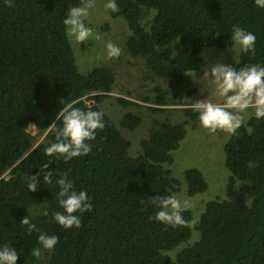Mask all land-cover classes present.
Segmentation results:
<instances>
[{"label": "trees", "instance_id": "obj_1", "mask_svg": "<svg viewBox=\"0 0 264 264\" xmlns=\"http://www.w3.org/2000/svg\"><path fill=\"white\" fill-rule=\"evenodd\" d=\"M101 0H92V3ZM81 0H0V245L15 247L17 264H264V118L254 115L225 145L230 179L226 198L209 202L193 226L185 210V223L172 227L156 222V206L149 197L181 192V183L166 164L187 135L197 127L191 103L182 110L183 121L154 120L137 155L131 142L101 108L117 84L110 67L99 66L83 74L72 44L64 33L63 17ZM114 19L127 21L126 49L144 60L150 78L167 79L174 89L185 86L189 73L198 72L205 49H224L233 25L252 31L254 53H241V65L264 64V9L254 0H117ZM227 42V43H226ZM236 67V66H235ZM195 70V71H194ZM158 107L177 105V96L157 87ZM117 103L127 110L121 128L135 130L143 122L135 109L142 104L124 97ZM103 111L105 128L89 143L91 152L65 161L44 155L54 142L56 120L63 104ZM90 102H94L90 104ZM155 113L162 108L150 107ZM35 126L42 140L29 128ZM257 161L255 169L247 167ZM43 163L67 174L76 189L86 190L93 209L81 215L79 228L64 229L51 214L58 186L45 184ZM40 187L27 190V177L37 175ZM190 197L204 193L208 184L200 170L185 173ZM252 186V202L237 187ZM145 199V203L141 200ZM44 208L48 216L41 215ZM28 216L36 229L56 235L52 250L41 249L37 230L29 232L20 221ZM193 231L198 239L192 243Z\"/></svg>", "mask_w": 264, "mask_h": 264}, {"label": "clouds", "instance_id": "obj_2", "mask_svg": "<svg viewBox=\"0 0 264 264\" xmlns=\"http://www.w3.org/2000/svg\"><path fill=\"white\" fill-rule=\"evenodd\" d=\"M12 6V0H5ZM258 9H264V0H254ZM93 7L92 0H81L78 5L69 6L63 17L62 24L64 33L70 44L80 45L94 36V30L87 23L89 9ZM104 8L111 12L118 11L117 0H104ZM86 21V22H85ZM96 39H100L97 35ZM256 35L239 25H233L229 34V51L234 53V64L225 63L221 60L209 63L205 50L200 55L205 56L201 61L204 67L203 76L199 79L206 80V87L201 85V93L207 92L204 99L193 101L191 109L197 114L199 125L209 132L221 130L233 135L245 123L249 110L257 120L264 118V64L241 65L239 56L241 53H254L256 47ZM227 43V42H226ZM122 55L120 46L112 41H105L103 56L100 58L111 60ZM195 71V70H194ZM191 76V75H188ZM196 76V71H195ZM192 77V76H191ZM198 80V81H199ZM211 97L220 98L222 102H213ZM75 101L63 104L56 120L60 126L55 130V140L44 149V155L48 157H62L65 161L76 157H83L91 152L92 145L89 141L96 138L97 130L105 128L103 111L74 106ZM48 163H43V180L45 184L58 186L56 200L58 211L51 214L52 220L64 229L79 228L82 220L81 215L93 209L91 197L86 190L76 189L73 181L65 174H59L49 169ZM257 161L249 159L247 167L255 169ZM27 190L36 192L39 187L38 174L27 177ZM250 199L245 201L249 203ZM145 199L141 203H145ZM147 202L156 206L155 215L150 219L172 227L185 223L182 213L187 209V201H182L176 194L165 196L156 195L149 197ZM41 215L48 216L49 211L44 208ZM32 232L37 230L36 237L40 247L32 249V255L39 257L41 249L52 250L58 243L56 235L36 229V225L28 216L20 221ZM19 254L15 247L7 244L0 245V264H17Z\"/></svg>", "mask_w": 264, "mask_h": 264}, {"label": "rangeland", "instance_id": "obj_3", "mask_svg": "<svg viewBox=\"0 0 264 264\" xmlns=\"http://www.w3.org/2000/svg\"><path fill=\"white\" fill-rule=\"evenodd\" d=\"M86 22V21H85ZM87 23L94 30V36L88 41L73 45V49L77 58V65L81 73L86 74L99 66L110 67L116 74L117 84L112 97L106 99L101 108L114 120L116 125L121 129L123 136L128 139L131 144V154L137 155L142 149L141 142L149 136V131L153 126L154 120L179 122L183 121L184 115L182 110L188 107L187 104L196 100L204 99L207 92L201 93V85L206 87V80L201 79L204 67L198 72L189 73L185 86L174 89L170 86L167 79L150 78L148 68L142 59L134 58L130 55L125 47L127 40V21L124 19H114L109 14V10L104 8V0L93 3V7L89 9ZM100 39H96L95 36ZM112 41L120 46L122 55L116 59H103V46L105 41ZM206 58L209 63L221 60L228 64H234V53L229 51V46L224 49H205ZM205 59V56H203ZM240 59V56H239ZM199 80V81H198ZM201 84H199V83ZM160 87L170 92V98L177 96V105L158 107L156 101L150 103L144 102L141 98L151 97L156 100L158 93L156 88ZM124 97L143 105V108L135 109L137 114L143 118V122L135 130L121 128L123 116L127 110L121 107L116 98ZM213 102H222L220 98L211 97ZM94 102H90L93 104ZM162 108L164 113H155L149 108ZM249 110V117H251ZM30 132L39 136V130L35 126L29 128ZM233 135L217 130L209 132L207 129L199 125L193 127L187 125V135L181 142L179 148L173 152L174 162L166 164V168L172 171L173 176L181 183V192L177 195L182 201H187L189 210L193 214V226L200 219L205 211L206 205L214 200L226 198V188L230 179V171L226 167L225 145ZM44 135L39 136L42 140ZM190 169L200 170L208 184L207 190L196 196L188 195V184L185 179L186 171ZM237 187L245 192L246 199L252 202V186L248 183H238ZM203 211V212H202ZM198 239V235L193 231L190 241L192 243Z\"/></svg>", "mask_w": 264, "mask_h": 264}]
</instances>
